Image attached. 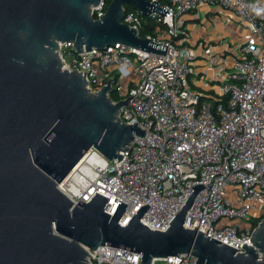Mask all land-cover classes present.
<instances>
[{"label": "built area", "instance_id": "obj_1", "mask_svg": "<svg viewBox=\"0 0 264 264\" xmlns=\"http://www.w3.org/2000/svg\"><path fill=\"white\" fill-rule=\"evenodd\" d=\"M106 1L91 6L94 19L105 14ZM149 1L168 13L144 16L124 5L122 22L139 34L145 17L150 19L153 30L144 38L165 44V54L121 43L77 53L71 43L59 44L63 67L84 75L90 92L110 79L108 96L114 92L117 97L113 102L131 96L119 118L145 133L120 151L119 161L89 149L57 187L73 205L102 195L111 215L118 203L126 204L122 225L147 204L140 222L165 231L192 187L203 184L183 226L196 227L242 253V244L252 245L250 237L264 220V0ZM200 10L224 17L226 24L238 23L235 39L221 47L207 46L202 39L195 50L186 22ZM229 54L232 61L225 60ZM141 258L104 245L89 251L87 264H145ZM195 261V256L181 254L149 264Z\"/></svg>", "mask_w": 264, "mask_h": 264}, {"label": "water", "instance_id": "obj_2", "mask_svg": "<svg viewBox=\"0 0 264 264\" xmlns=\"http://www.w3.org/2000/svg\"><path fill=\"white\" fill-rule=\"evenodd\" d=\"M99 2L0 0V264H87L89 251L104 245L139 253L145 264L181 254L195 256V264H264V220L242 253L183 226L203 184L192 187L165 231L140 222L147 204L122 225L126 204L111 215L102 195L73 205L58 189L89 149L119 161L145 133L119 118L131 96L113 102L110 79L90 92L84 75L63 67L59 44L71 43L77 53L116 43L166 51L122 22L124 5L144 16L167 14L157 1L111 0L94 19L91 6Z\"/></svg>", "mask_w": 264, "mask_h": 264}, {"label": "crops", "instance_id": "obj_3", "mask_svg": "<svg viewBox=\"0 0 264 264\" xmlns=\"http://www.w3.org/2000/svg\"><path fill=\"white\" fill-rule=\"evenodd\" d=\"M190 23L195 25L191 28ZM237 25L238 23L226 24L224 17L200 10L194 16L187 17L186 26L190 36L189 44L196 50L197 44L202 42V39H206L207 46L221 47L226 40L235 39L237 29H239ZM199 68L203 69L204 67L200 65ZM206 71L210 72V69ZM200 75L203 76V74Z\"/></svg>", "mask_w": 264, "mask_h": 264}, {"label": "trees", "instance_id": "obj_4", "mask_svg": "<svg viewBox=\"0 0 264 264\" xmlns=\"http://www.w3.org/2000/svg\"><path fill=\"white\" fill-rule=\"evenodd\" d=\"M110 1H111V0H107V1H106L107 4H109ZM125 8H126V9H129V8L132 9V8H134V7L131 6V5H125ZM145 20H146V24H145L143 30H141V31L139 32V35H140L141 37H145L148 33H151L152 30H153V26H154V22L150 21V19H148L147 17H145ZM110 97H111L112 100H117V97H116V95L114 94V92H112V93L110 94ZM257 223H258V222L255 221L253 224L256 226Z\"/></svg>", "mask_w": 264, "mask_h": 264}, {"label": "rangeland", "instance_id": "obj_5", "mask_svg": "<svg viewBox=\"0 0 264 264\" xmlns=\"http://www.w3.org/2000/svg\"><path fill=\"white\" fill-rule=\"evenodd\" d=\"M195 24L194 23H190L189 24V26L192 28L193 26H194ZM226 61H232L233 60V57H232V55H228L227 57H226V59H225ZM215 86H218V84H215ZM230 197L231 198H235L236 197V193H230Z\"/></svg>", "mask_w": 264, "mask_h": 264}]
</instances>
